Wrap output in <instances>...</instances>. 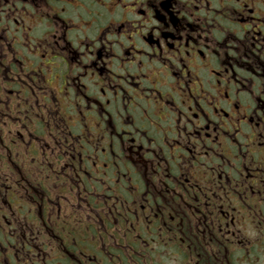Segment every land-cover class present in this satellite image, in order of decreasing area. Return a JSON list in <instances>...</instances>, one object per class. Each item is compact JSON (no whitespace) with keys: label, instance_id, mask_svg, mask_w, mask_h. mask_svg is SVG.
Here are the masks:
<instances>
[{"label":"flooded vegetation","instance_id":"af4514ba","mask_svg":"<svg viewBox=\"0 0 264 264\" xmlns=\"http://www.w3.org/2000/svg\"><path fill=\"white\" fill-rule=\"evenodd\" d=\"M0 264H264V0H0Z\"/></svg>","mask_w":264,"mask_h":264}]
</instances>
